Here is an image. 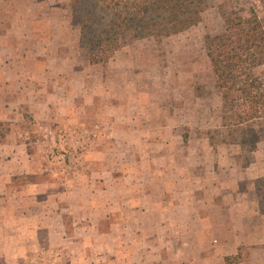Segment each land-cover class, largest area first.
Instances as JSON below:
<instances>
[{
	"label": "rangeland",
	"instance_id": "obj_1",
	"mask_svg": "<svg viewBox=\"0 0 264 264\" xmlns=\"http://www.w3.org/2000/svg\"><path fill=\"white\" fill-rule=\"evenodd\" d=\"M71 2L0 0V46L13 41L0 58L26 61L16 77L43 91L4 101L19 104L28 123L9 115L0 127L20 140L0 153L8 164L1 257L26 264L16 258L29 250L39 254L34 264H226L240 248L239 264H264V177L245 175L250 156L264 160V119L245 149L224 141L205 50L206 36L228 24L264 18V0H194L197 25L159 42L127 37L98 65L79 43Z\"/></svg>",
	"mask_w": 264,
	"mask_h": 264
},
{
	"label": "trees",
	"instance_id": "obj_2",
	"mask_svg": "<svg viewBox=\"0 0 264 264\" xmlns=\"http://www.w3.org/2000/svg\"><path fill=\"white\" fill-rule=\"evenodd\" d=\"M194 0H72V16L79 43L91 65L106 64L129 37L164 38L182 33L201 21ZM205 50L222 98L224 141L247 147L252 127L264 119V18L257 14L230 23L217 35L205 38ZM241 249L226 257L239 264Z\"/></svg>",
	"mask_w": 264,
	"mask_h": 264
},
{
	"label": "crops",
	"instance_id": "obj_3",
	"mask_svg": "<svg viewBox=\"0 0 264 264\" xmlns=\"http://www.w3.org/2000/svg\"><path fill=\"white\" fill-rule=\"evenodd\" d=\"M1 37H4V35L1 34L0 38ZM7 38L10 40L6 41L5 46H0V50L1 49L3 50V48L8 46L9 43L13 44V41H11L12 39L10 38V35ZM41 62H42L41 60H34V62H32L31 64H32V66L33 65L37 66ZM27 64L28 63L26 61H19L17 59L16 60H9L3 56H2V58H0V127H2L3 129H5V125H7L6 123L11 122V119L6 118L9 115L22 117L20 119V122L21 123H28V120L26 119V117L28 116V113L26 111H23V110L17 108L19 104L15 105L14 103L4 102L5 100H7L9 98V95L11 93L16 94V92H20V93L24 92L23 95L24 94H27V95L30 94L29 95L30 98H32L34 96V98L36 100H37V97H43V95H42L43 91H42V89L40 91L37 89L38 87H37L36 81H30V82L20 81L16 77V73H17L16 69H18L19 67H23L24 65H27ZM12 68H14V69H12ZM12 71H14V72H12ZM24 97H26V95H24ZM10 104L12 106H10ZM26 125L27 124H23V126H26ZM9 127L13 128L12 131H13V133H15L14 132L15 130L18 131L19 129H22V124L18 123V126L16 124H12V125H9ZM5 131L6 130H4V131L0 130V153L4 150L6 151V149H9L12 146L11 144H13V142L15 143L14 145H17L20 142V140H15V139L12 141L10 139L12 136H10V135L6 136L4 134ZM7 137H9V138H7ZM8 139H10V141ZM23 143H24V145H27L26 141H24ZM256 154L254 153L252 156H250L249 170H248V172H245V175L249 174L246 176L247 177L249 176L252 179L254 177H256V178H263L264 177V160H263V162H261V160H258V158L262 159V157L259 153H258V155H256ZM12 158H14V157H12ZM7 166H8L7 163L1 162L0 163V172L1 171L5 172ZM0 177H1V175H0ZM3 190L4 189H2L0 191V194L5 195L6 193H4ZM250 193H253V192L251 191ZM250 193H246V194H250ZM253 194L256 195V192H254ZM5 207L6 206L4 205L2 207V209H5ZM0 216H2V215H0ZM3 224H6V223H3ZM239 249L240 248L237 249V252L234 255H236L238 253ZM4 253H5V251L3 253H0V259L9 260V262H7L6 264L12 263L11 262L13 260L12 257L10 259H8L6 256L1 257V255H3ZM31 254L32 253L29 250H25V252H22L19 257L16 256L17 257L16 259L22 260V258H23L26 261V264H30V263L34 264L37 261L36 259L39 258V254L38 253L34 254L32 257H31ZM232 255H228L227 257L232 256ZM70 259L72 260L73 257H70Z\"/></svg>",
	"mask_w": 264,
	"mask_h": 264
}]
</instances>
